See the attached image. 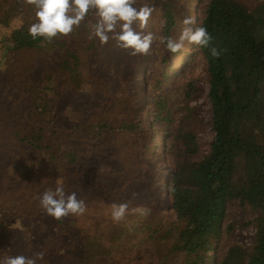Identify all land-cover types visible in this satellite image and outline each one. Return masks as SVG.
Instances as JSON below:
<instances>
[{
    "label": "trees",
    "instance_id": "trees-1",
    "mask_svg": "<svg viewBox=\"0 0 264 264\" xmlns=\"http://www.w3.org/2000/svg\"><path fill=\"white\" fill-rule=\"evenodd\" d=\"M186 2L142 0L165 9L163 36L168 37L180 16L173 6ZM200 9L201 16L193 28L206 27L212 39L208 48L188 44L194 50L183 62L191 69L199 65L203 70L210 102L209 129L213 134L202 150L190 124L158 132L169 133L174 161L169 174H165L166 170L161 172L163 187L159 174L154 175L150 169L143 172L142 189L149 218L136 221L134 226L141 225V231L137 226L140 241L155 238L154 242L159 244L158 264H264V0H203ZM20 16L23 18L18 26L0 35L4 46H0V100L5 101L0 106V134L5 147L24 146L40 154V160L56 170L40 174L44 179L41 188L16 189L10 198L8 193L0 194V258L15 256L16 247L22 244L29 247L27 256H32L40 233L48 230L59 233L64 229L76 236L64 232L61 242L68 239L66 236L77 240L81 234L80 247L88 248L92 255L99 253L96 250L105 252L108 257L110 247L99 243L101 235L89 232L75 221L64 222L67 217L56 220L47 215L39 206V197L60 183L66 193L81 184L101 186L105 191L103 197L107 198L122 192L128 194L131 181L124 180V175L118 174V168L112 164L108 175H93L91 181L77 146L92 140L102 144L110 141L114 144L113 156L125 161L121 168L130 172L129 165L147 155L154 137L150 136L144 118L145 104L130 93L121 92L117 83L115 92L110 89L100 68V58L107 55L105 50L112 40L100 45L97 39H87L86 24L91 17L68 37L47 42L41 37L33 40L28 34L33 16L31 6L21 0H0V27L9 26ZM211 47L220 51L219 57L210 54ZM162 61L167 65V61ZM185 71L186 68L177 69L173 79L181 81L188 101L196 86L188 77L192 70ZM167 76V68L157 70L158 81L150 96L155 120L167 117L168 98L164 92ZM84 85L89 87L88 96L73 103L69 95L79 92ZM20 101L17 108L15 103ZM135 101L139 118L135 117ZM67 109L80 114L68 122ZM107 158L104 154L105 161ZM11 164L5 162V166ZM89 197L85 193L80 195L84 200ZM163 199L170 200L174 221H163L167 226H155L160 222L153 223L157 214L152 211L154 208L163 211ZM233 207L241 218L250 216L242 222V226L254 229L247 245L230 239L235 224L228 220V211ZM27 216L34 220H27ZM17 220L21 223L19 228ZM146 222L150 238L143 232ZM116 225L120 229L116 235L132 236L121 223ZM59 246L51 250L62 249L60 253L65 254L67 247L61 243ZM133 247L122 253L123 264L134 261ZM67 256L78 261L74 254ZM47 258L44 256L37 264H47ZM113 261L107 260V264H116Z\"/></svg>",
    "mask_w": 264,
    "mask_h": 264
},
{
    "label": "rangeland",
    "instance_id": "rangeland-1",
    "mask_svg": "<svg viewBox=\"0 0 264 264\" xmlns=\"http://www.w3.org/2000/svg\"><path fill=\"white\" fill-rule=\"evenodd\" d=\"M202 1L203 0H187L184 5H182L183 3H178L173 6L176 11H180V16L177 20H175V25L171 30V37L175 38L179 36L181 30V20L187 16V14L190 13L191 16H195V19L201 16L200 5ZM155 8L156 10L153 12L152 17L149 20V25L146 31H152L157 36H163V26L165 23V17L163 16L165 14V9L160 5H156ZM22 18L23 16H20L17 20L11 22L9 26H1L0 35L8 34L12 29L21 23ZM2 44L3 42L0 41V46L4 47ZM193 50L194 48L189 46L186 42L185 51L176 53L174 56V54L165 50L163 45L159 44L157 40H154L152 47L149 50V55L133 56L129 54L130 50L118 48L114 41L109 42L105 50L107 55L100 58V68L104 72V75L108 78L110 89L115 92L117 83L118 85H121V92H125L126 94L130 93V96L137 98L140 103L145 104L143 107V112L145 113L144 118L149 124L148 128L150 130V136L152 135L154 137L150 143L151 147L147 155L144 156L143 159L137 160L136 163L133 162V165H129L131 166L130 172L121 168V163L125 161H121L116 158V156H113L112 153L114 151V144L112 142L108 141L102 144L100 141L92 140L89 141L88 144L85 142L79 143L77 148L80 149L82 158H84V163L87 165V168L85 166V173L87 172V174L91 175V181H93V175H108L111 169L110 165L112 164L118 168V174L124 175V180L131 181L132 187L128 191V194L122 192L113 198L103 197L105 191L101 186L89 187L87 185L78 184L69 188L67 190L68 193L75 192L78 199H80V195L83 196L84 193L91 197H89L88 200L83 199L87 206V211L83 215L68 216L67 218H64V222L67 220L75 221V223L83 225L89 230V232L101 235L102 240L99 241V243L105 247H110V255L106 257L105 252H100L98 250L96 251L99 253L92 255V251L88 248L80 247V240L83 237L81 234L77 236L79 238L77 240L76 237L72 238L66 236L64 238L68 239L61 242L63 236L66 235L64 232L72 234H74V232H69L64 229L59 233H54L53 231L51 233V230H48L45 233L39 234L40 237L37 239L41 241L35 239V246L32 248L35 251H31L35 253L43 251L45 253L44 256L48 257L47 264H107V260H115L113 262L116 264H123L124 262L122 263V261L124 260L121 259L122 253L129 252L130 246L135 247H133L134 261L129 262V264H158L161 257V252H157L160 248L159 244L154 242L155 238L153 240L147 239L145 242L140 241L142 238L140 237L141 234H139L140 232L137 229L139 224L134 226L136 221H141L143 219L146 221L149 218V212L146 215H141L140 213H133L132 210L138 207H145V209H147L148 203H146V200L144 199V190L142 189V181L144 180L142 177L143 172L150 169L154 175L156 173L159 174L161 187H163L162 181L164 177L161 172L166 170L167 173L165 174H169L172 168L174 157L172 152H170L173 148H171L169 142V133H166L165 135L164 133L158 134L159 131L170 128L175 129L180 125L189 126L190 124V127L194 128L197 140L201 143L202 150L206 149V144L212 137L213 133L209 129L211 114L210 102L207 97L208 86L205 82V77H203V70L199 65H196L194 66V69H191L187 64L184 65L185 61L183 62V59L190 55ZM157 59L160 61L158 62ZM162 60L167 61V65H165L166 63ZM164 67L167 68L168 75V79L165 80L166 86L164 89L167 96L166 98H168L165 109L167 111V117L155 120L152 111L153 102L150 96L155 90L153 87L158 81L157 70L163 69ZM181 68H186V73L187 71L192 70V73L189 72L188 77H191V80L195 82L194 86H196L195 92L191 95L188 101L184 98L181 81H174L173 79L176 70ZM11 88L13 87H10V89ZM88 93L89 87L84 85L79 92L70 94L69 99L73 103L80 102L81 100L86 99ZM4 102L3 100H0L1 107ZM20 104L21 101L19 103H15L17 108L20 107ZM135 105V117L139 118V110L137 109L138 101ZM72 107L73 106H70V108ZM72 109H67L65 112L68 122L75 120L80 114L79 111L75 112ZM2 135L3 134H0V194L4 195L8 193V198H10V196L13 197V191L16 189L41 188L44 179L42 178L43 175L40 174L45 173L46 171L53 172L56 170V167L52 169L48 168L47 165L40 160V154L36 155L33 151L28 150L24 146H21V148H15L12 145L10 147H5L4 137H2ZM104 154L108 156L106 161L104 159ZM5 162H11L12 164L5 166ZM125 174H128L129 177H126ZM133 177L134 179L132 180ZM124 202H127L129 205V213L125 216L124 220L119 223H121L125 228H128L132 235L130 236L128 234L125 237H123V235H116L120 229L116 223L112 221L110 216L112 205ZM162 203L165 205L163 207V211H160L159 209L157 210L156 208L152 211V213L157 214L153 223L156 221L160 222L155 226H167L163 223V221H174L173 212L170 208V200L163 199ZM228 212L230 214L228 220L235 224V229L230 239L238 241L243 245L249 244L252 239L254 229L249 225L242 226V222L247 220L250 216L241 218L239 211L235 207L229 209ZM26 218L30 221L34 220L28 216ZM146 224L147 222L144 223L145 226ZM31 226L34 227V222ZM145 226L143 228V232H145L146 238H150L151 235L146 234L148 230L147 226L146 228ZM139 229L141 231V225H139ZM113 237H115V239H112ZM131 237L133 238L131 239ZM59 243L67 247L64 248L67 250L65 254L60 253L62 252V249L60 251L57 250V252L53 251V249L51 250L52 247L60 248ZM73 246H75V249L70 250L69 248ZM96 246V244L93 245V247ZM123 246L127 247L124 249ZM28 248L29 247L22 244L16 247L14 253H16V255L27 256V253H29V251H27ZM55 252L56 254L54 255ZM68 254H74L76 260L78 261L69 259V256L71 255L67 256ZM124 254L126 256L127 253ZM61 255L65 257L62 256L59 258L58 256ZM83 258H86L89 263L84 261Z\"/></svg>",
    "mask_w": 264,
    "mask_h": 264
},
{
    "label": "clouds",
    "instance_id": "clouds-1",
    "mask_svg": "<svg viewBox=\"0 0 264 264\" xmlns=\"http://www.w3.org/2000/svg\"><path fill=\"white\" fill-rule=\"evenodd\" d=\"M33 9L32 22L28 34L33 40L38 37L47 42L54 38L68 37L74 30L80 28L87 19V39H97L100 45L110 40L118 48L130 50V55L150 54L153 41L172 54L185 51V44H194L200 48H208L212 39L206 27L198 26L193 16H185L181 20V30L178 37L157 36L152 31H146L155 7L142 0H21ZM138 29V30H137ZM213 57H219L220 51L210 48ZM39 206L45 213L56 220L71 215H83L87 206L83 199H78L75 192L66 193L63 184H58L54 190L44 191L39 197ZM133 213L146 215L148 209L135 208ZM129 213L127 202L113 204L111 219L114 223L124 220ZM16 226L21 227L19 220ZM43 251L32 256L5 255L0 258V264H37L44 258Z\"/></svg>",
    "mask_w": 264,
    "mask_h": 264
},
{
    "label": "bare ground",
    "instance_id": "bare-ground-1",
    "mask_svg": "<svg viewBox=\"0 0 264 264\" xmlns=\"http://www.w3.org/2000/svg\"><path fill=\"white\" fill-rule=\"evenodd\" d=\"M140 71V70H139Z\"/></svg>",
    "mask_w": 264,
    "mask_h": 264
}]
</instances>
